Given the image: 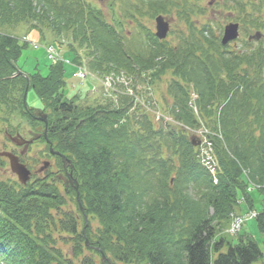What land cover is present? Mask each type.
<instances>
[{
	"label": "trees",
	"instance_id": "trees-1",
	"mask_svg": "<svg viewBox=\"0 0 264 264\" xmlns=\"http://www.w3.org/2000/svg\"><path fill=\"white\" fill-rule=\"evenodd\" d=\"M144 1L149 14L168 11V0ZM241 7L246 25L263 26ZM188 14L189 33L179 36L178 45L151 37L150 47L135 46L85 1L0 0V28L24 23L40 40H58L49 41L57 46L65 38L63 57L84 63L99 78L121 70L126 76L143 73L154 83L165 80L162 108L175 122L157 125L141 105L113 97L102 86L103 100L84 101L86 93L67 98L62 60H52L46 74L22 73L16 61L27 44L0 30L3 119L19 115L40 125L36 141L45 150L39 156H50L44 125L24 101L32 88L47 113V137L72 161L78 183L77 190L64 186L58 156L55 179L50 170L25 184L0 179L1 262L66 264L60 248L44 245L54 232L76 239L77 264H95L94 253H104L111 264H251L262 258L253 236L245 233L233 243L224 230L240 200L252 209L251 193L264 194V36L249 52L221 50L215 34L197 28ZM201 125L210 132L216 180L201 165L185 129ZM69 198L78 216L62 210ZM93 219L97 226L90 229ZM255 220L264 237L263 208ZM83 250L89 254L80 257Z\"/></svg>",
	"mask_w": 264,
	"mask_h": 264
},
{
	"label": "rangeland",
	"instance_id": "rangeland-1",
	"mask_svg": "<svg viewBox=\"0 0 264 264\" xmlns=\"http://www.w3.org/2000/svg\"><path fill=\"white\" fill-rule=\"evenodd\" d=\"M125 0H120L119 3H123ZM95 6L100 7L105 13L107 11H111L112 7L104 4H99L98 2H93ZM166 5V10L167 13L164 14L165 18H167L170 21V29L169 32L167 33L166 38H168V41H170L173 44H176L178 42V36L180 34H188L189 29L188 25L189 22L187 20V17L185 16L187 12H189L188 16L190 20L193 22H196V27L197 28H208L207 29V35L211 36V34L218 35L216 37V40L220 46V49H225L231 52L234 51H245L249 52L251 47H254L257 45V41H250L248 45L245 44V41H248V37L252 36L254 33L256 34L257 31L260 33L261 37L264 36V24L263 26H259L257 28H253L246 25V22L242 21V16L244 14L245 8H242L241 6L246 7V12H254V16L258 17V21L261 20V23H264V0H224V2L221 4L219 0H168L164 1ZM225 3H229V6H233L227 9V6ZM194 5V6H193ZM255 6L254 9H252ZM259 6V9H257ZM241 7V8H240ZM120 5L117 4L115 5V10H119ZM252 10V11H251ZM156 13L149 14L145 13L144 10L141 9V13L139 16V19L144 22V25L149 27L150 30L154 31L155 30V22H154V16ZM129 18V17H128ZM124 32H125V40L126 42H129L135 46L139 45V41L145 40V37L143 36L142 30L135 26L133 23H128L127 20L124 18ZM237 23L238 24V37L235 40H232L228 42L227 44L222 45L220 43L221 37H222V30L224 26H226L229 23ZM135 23V22H134ZM249 28V29H247ZM1 31L14 35L16 37H21L25 36L22 42L27 44V47L22 49L21 55L16 61V65L19 68V71H22L23 73L26 72H33L36 69L40 71L41 74H46L47 73V66L51 62V57L54 55L53 49H49L50 42L52 41V37L47 36V32L44 31L46 34V40H40V34L38 33L37 30H31L28 31L27 25L24 23H19L14 26H2L0 28ZM244 30L246 33H244ZM250 30V31H247ZM254 34V35H255ZM253 35V36H254ZM259 36V38H261ZM29 39V40H27ZM60 39V38H59ZM33 40L38 41L37 45L35 42L33 43ZM53 41H58V40H53ZM52 41V42H53ZM62 45L60 44L63 53L66 49V39L62 38L60 40ZM146 42V40H145ZM142 43V42H141ZM147 44V43H146ZM55 45V44H54ZM178 45V43H177ZM57 46V45H55ZM34 47V48H33ZM142 47V46H141ZM58 55V54H57ZM86 67V65L83 63ZM65 88H64V95L67 98H71L72 96L78 95V94H85L86 99L84 101L88 102H93L97 100H103L102 95L100 94V87L98 88V92L91 93L89 90L92 87V84L94 83L92 79L87 76L85 79H76L72 76V72L74 71L73 66L70 63H65ZM121 71V70H120ZM170 73L165 74V79L168 78ZM136 75H132L131 78H125L122 79L121 77H114L113 74H110V77L104 76V79L102 80V84L104 85L106 82L110 90L112 91H123V92H128L127 94H124V98H128L129 102H138L142 107L140 108L141 112H151L155 116V113L157 111V106L156 103L158 104V107L160 108L161 104L163 103L161 100V95L162 93L165 94L166 90V83L165 80L163 81H156L155 83L152 81H149L150 83L147 84L146 81L144 82H137L136 79L133 77ZM137 77V76H136ZM139 78V76L137 77ZM144 83V84H143ZM97 83H95L96 85ZM134 84L136 85L137 90H143L142 93L145 91H148V95L144 96L138 93L139 96H137L134 93ZM119 90V91H117ZM153 93L151 94V92ZM101 92L102 89H101ZM131 92V93H130ZM20 92V87L18 89L17 94L19 95ZM192 94V92H191ZM84 97V96H83ZM147 98L149 99L147 102ZM83 102V101H81ZM26 104L28 108H33V110H39L43 108L42 102L39 99V97L35 94L32 88H30L27 93H26ZM163 109V108H162ZM48 111V110H47ZM4 114L0 110V150L3 151H12L15 154H17L20 159L26 164V166L32 171L31 174V179H34V177L41 176V175H46V171L50 170L54 172L50 178L55 179L57 176L55 175L58 171V166L56 163V158L54 156H49L42 158L40 157V151L45 150V144L41 141H33L31 144L27 145L26 147L24 146H18L14 142H11L8 138L7 135L9 136H15L16 132L12 133H7L5 132V129L7 131H10V129H15L17 128V132L26 140H29L35 133L41 132V127L37 123L31 121L28 117H20L19 115L15 116V118H11L8 120H4ZM156 119V116L154 117ZM159 125V124H157ZM208 128L204 125H201L198 129L194 131H189V133H195L194 134V139L196 142L200 143V138L202 136H208ZM198 140H196V138ZM200 136V137H199ZM201 143H203L204 149L208 150V143L203 141L201 139ZM37 158L38 161L34 162L33 159ZM43 161H49L50 166L47 168L43 169L42 171H38V168L43 164ZM61 173V172H59ZM0 179L3 180H11V181H18L16 178V175L10 170L9 168V163L6 157L0 156ZM62 181V180H61ZM58 185L61 183L59 180L57 181ZM252 197L254 199V206L253 209H262L264 205L261 203L259 199L262 197L259 196L258 192L253 191ZM62 210H64L68 214L76 215L77 214V208L76 204L72 199H67V203L61 207ZM249 208L247 204L242 201L238 205L235 214H244L248 212ZM230 222V221H229ZM90 229H95L97 226V222L93 219L89 223ZM228 228V225H227ZM227 236H229V239L233 241V243L237 242L238 238L240 236H243L245 233L253 236L256 241L258 242V245L262 251V258L252 262L251 264H264V237L259 233L257 226H256V220L255 218H249L247 219L239 233L237 235H231L227 233V229L224 231ZM53 238L48 239L46 238L45 244L44 245H49V246H54L57 248H60L62 257L65 258L66 260H72L73 264H77L78 258L73 257V247L77 245V241L75 238H71L68 236L67 233H59V232H54L52 234ZM92 236V235H91ZM56 240V241H55ZM82 255L80 257L85 255H88L87 251L83 250ZM56 256V255H54ZM106 256V255H105ZM93 258L95 259V264H103L104 262L106 264L105 260H101V256L98 253L93 254ZM101 260V261H100ZM146 263V262H144ZM142 263V264H144ZM0 264L1 263V258H0ZM69 264V263H68ZM119 264V263H118Z\"/></svg>",
	"mask_w": 264,
	"mask_h": 264
},
{
	"label": "water",
	"instance_id": "water-1",
	"mask_svg": "<svg viewBox=\"0 0 264 264\" xmlns=\"http://www.w3.org/2000/svg\"><path fill=\"white\" fill-rule=\"evenodd\" d=\"M155 21H156V36L159 38L165 37L168 31L167 21H165L163 17L160 15L155 18ZM237 36H238V24L229 23L224 28V35L222 37L221 42L222 44H225L228 41L235 39ZM259 36H260V33L256 32V34L254 36H250V38H259ZM31 116L32 118L43 122L44 129L42 132V136L45 139V142L49 146L50 154L59 155L62 160L63 169L65 170V175H66L64 177L65 185H67V183L70 182V184L74 187V189L77 190L78 183H77V180L73 177L72 170H71L72 161L68 157H66L64 154L59 153L57 150H54L52 147L51 141L47 137V134H46L47 132V113H45L42 110H36L31 114ZM38 137L39 135H35L31 139L26 140L18 134L16 135V137H12V140L14 141L16 145L18 146L23 145L24 147H26L28 144H30L33 141V139H37ZM191 143L193 145L197 144L194 138H191ZM0 156H4L8 159L9 168L14 174H16L20 183L25 184L30 179L31 171L27 168V166L24 163H22L19 160L18 155L10 151H0ZM42 163L43 164L38 168L39 172L49 166V161H43ZM102 258H105L103 253H102ZM106 264H110L109 259H107Z\"/></svg>",
	"mask_w": 264,
	"mask_h": 264
},
{
	"label": "built area",
	"instance_id": "built-area-1",
	"mask_svg": "<svg viewBox=\"0 0 264 264\" xmlns=\"http://www.w3.org/2000/svg\"><path fill=\"white\" fill-rule=\"evenodd\" d=\"M49 49H53V52H54V55L56 54V51L53 47L49 46ZM52 56V57H53ZM75 75L78 76V77H83L85 75V72L84 70L82 69H78L76 72H75ZM209 145V143H208ZM201 161L203 162V164L211 171V172H214L215 171V162L213 161V158L212 156L210 155V151L207 150V149H204V147L202 148L201 150ZM252 216L255 215V213L253 212L251 214ZM240 223H241V218H236L234 220V222L232 223L231 225V229L230 231H235L236 229L239 228L240 226Z\"/></svg>",
	"mask_w": 264,
	"mask_h": 264
},
{
	"label": "flooded vegetation",
	"instance_id": "flooded-vegetation-1",
	"mask_svg": "<svg viewBox=\"0 0 264 264\" xmlns=\"http://www.w3.org/2000/svg\"><path fill=\"white\" fill-rule=\"evenodd\" d=\"M90 2H91V4H94L93 2H98L99 4H106V5H108V6H111L112 7V9H113V7H114V5H116V4H119V0H90ZM112 11V10H111ZM118 21V20H117ZM7 138L11 141V142H13V140H12V136H9V134L7 135ZM64 175H65V171H63V172H61V173H59L58 174V177L60 178V180L61 179H63V177H64Z\"/></svg>",
	"mask_w": 264,
	"mask_h": 264
},
{
	"label": "bare ground",
	"instance_id": "bare-ground-1",
	"mask_svg": "<svg viewBox=\"0 0 264 264\" xmlns=\"http://www.w3.org/2000/svg\"><path fill=\"white\" fill-rule=\"evenodd\" d=\"M114 97V96H113Z\"/></svg>",
	"mask_w": 264,
	"mask_h": 264
}]
</instances>
